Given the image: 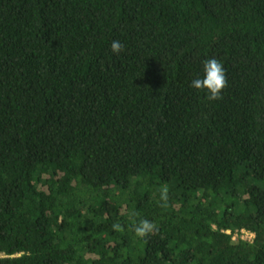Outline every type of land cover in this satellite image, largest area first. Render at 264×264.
Returning a JSON list of instances; mask_svg holds the SVG:
<instances>
[{
  "label": "trees",
  "instance_id": "1",
  "mask_svg": "<svg viewBox=\"0 0 264 264\" xmlns=\"http://www.w3.org/2000/svg\"><path fill=\"white\" fill-rule=\"evenodd\" d=\"M0 264H264V0H0Z\"/></svg>",
  "mask_w": 264,
  "mask_h": 264
},
{
  "label": "clouds",
  "instance_id": "2",
  "mask_svg": "<svg viewBox=\"0 0 264 264\" xmlns=\"http://www.w3.org/2000/svg\"><path fill=\"white\" fill-rule=\"evenodd\" d=\"M111 51L113 53H120L123 51V45L119 41H113L111 43ZM203 78L194 79L190 87L196 90H206L208 93V100L222 99L220 93L222 89L227 86V79L222 64L216 59H209L203 62ZM159 191L160 207H167L168 200V187L165 185ZM134 232L137 237L143 238L148 234L157 231V226L146 220L141 219L139 223H135ZM116 231H122V227L119 223L112 225Z\"/></svg>",
  "mask_w": 264,
  "mask_h": 264
},
{
  "label": "built area",
  "instance_id": "3",
  "mask_svg": "<svg viewBox=\"0 0 264 264\" xmlns=\"http://www.w3.org/2000/svg\"><path fill=\"white\" fill-rule=\"evenodd\" d=\"M227 234L231 235L232 241H242L252 243L256 238V234L246 230H235L233 232H227Z\"/></svg>",
  "mask_w": 264,
  "mask_h": 264
}]
</instances>
